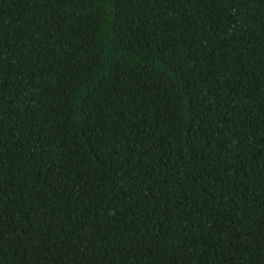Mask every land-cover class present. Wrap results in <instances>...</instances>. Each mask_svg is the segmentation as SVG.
<instances>
[{
    "label": "trees",
    "instance_id": "16d2710c",
    "mask_svg": "<svg viewBox=\"0 0 264 264\" xmlns=\"http://www.w3.org/2000/svg\"><path fill=\"white\" fill-rule=\"evenodd\" d=\"M0 264H264V0H0Z\"/></svg>",
    "mask_w": 264,
    "mask_h": 264
}]
</instances>
